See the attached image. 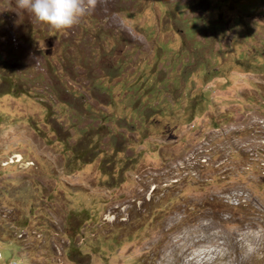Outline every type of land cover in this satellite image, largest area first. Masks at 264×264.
I'll return each mask as SVG.
<instances>
[{
    "label": "rangeland",
    "instance_id": "rangeland-1",
    "mask_svg": "<svg viewBox=\"0 0 264 264\" xmlns=\"http://www.w3.org/2000/svg\"><path fill=\"white\" fill-rule=\"evenodd\" d=\"M0 264H264V0H0Z\"/></svg>",
    "mask_w": 264,
    "mask_h": 264
},
{
    "label": "clouds",
    "instance_id": "clouds-1",
    "mask_svg": "<svg viewBox=\"0 0 264 264\" xmlns=\"http://www.w3.org/2000/svg\"><path fill=\"white\" fill-rule=\"evenodd\" d=\"M98 0H16L19 8L27 10L38 24L52 31L67 30L91 14Z\"/></svg>",
    "mask_w": 264,
    "mask_h": 264
},
{
    "label": "built area",
    "instance_id": "built-area-1",
    "mask_svg": "<svg viewBox=\"0 0 264 264\" xmlns=\"http://www.w3.org/2000/svg\"><path fill=\"white\" fill-rule=\"evenodd\" d=\"M11 157H12V162L21 163L22 158L20 154H18V152H15Z\"/></svg>",
    "mask_w": 264,
    "mask_h": 264
}]
</instances>
